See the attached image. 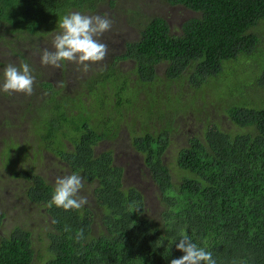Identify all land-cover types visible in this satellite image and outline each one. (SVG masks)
Instances as JSON below:
<instances>
[{"label": "trees", "instance_id": "obj_1", "mask_svg": "<svg viewBox=\"0 0 264 264\" xmlns=\"http://www.w3.org/2000/svg\"><path fill=\"white\" fill-rule=\"evenodd\" d=\"M101 1L0 0V32L4 30L0 40L6 43L9 37L16 39L13 35L23 38H17L21 44L7 46L11 54H19L24 42L39 43L40 38L56 31L63 16L72 11H93ZM166 2L181 5L200 17L183 22L179 35H172L161 17L141 21L140 39L126 44L120 57L133 60L131 73L141 87L131 98L116 100L118 108L129 109L138 103L144 88L155 85V67L162 62L168 63L166 74L172 81L183 79V72L193 68L189 84L212 89L213 82L207 78L228 77L230 62L256 54L261 78L250 80L243 74L237 83L249 93L264 92V65L259 62L260 52L264 51L263 37L258 28L264 24V0ZM114 66L104 71L108 75L104 83L116 79ZM123 78L126 82L121 93L130 92L126 76ZM254 83L253 90L245 88ZM33 85L50 94L42 100L45 102L37 114L41 143L73 172L80 173L83 180L93 183V204L99 211L89 207L68 211L46 207L53 186L30 169H13L14 175L28 183V200L40 206L50 221L47 256L40 260L41 264H170L172 259L183 256L177 250L182 233L211 252L216 264H264L263 101L251 106L254 104L242 102L243 92L236 93L239 101H226L223 106L237 131L226 132L219 124L204 126L176 152L174 163L164 164L162 159L175 129L171 123L165 124V113L158 120L162 129L153 127V132L133 139L135 150L143 156L159 190L161 212L150 217L144 194L124 185L123 169L114 165L112 154H94L95 143L108 136L97 133L88 121L78 126L75 120L84 114H74L69 107L70 97L61 95L60 90L47 82L35 81ZM220 90L223 95L233 93L235 88L225 86ZM114 94L119 92L114 90ZM152 97L149 98L154 100ZM156 107L155 101L149 103L146 122ZM119 116L123 121V114L117 112ZM120 122L113 127V135L118 134ZM125 125L130 130V124ZM64 142L71 143L73 150L64 149ZM81 229L83 239L77 240ZM34 253L28 231L15 228L0 238V264H35Z\"/></svg>", "mask_w": 264, "mask_h": 264}, {"label": "rangeland", "instance_id": "obj_2", "mask_svg": "<svg viewBox=\"0 0 264 264\" xmlns=\"http://www.w3.org/2000/svg\"><path fill=\"white\" fill-rule=\"evenodd\" d=\"M73 12L89 16H106L112 21L111 29L98 37L100 42L106 44L108 48L105 59L90 65L87 72L71 62H65L59 69L44 66L41 64L42 51L53 50L52 42L60 29L49 33L47 37L40 38L39 43L24 42V45H20L23 51L21 50L19 54H11L7 47L17 46L22 43L19 39L24 40L13 35L16 39L9 37L6 43L0 40V85L3 83L4 69L8 64L19 67L20 64L27 63L36 83L47 82L54 89L60 90L61 95L70 97L73 103L71 102L69 107L72 106L74 114L81 113L85 116L77 117L75 123L79 126L88 121L97 133L103 132V135L108 136L95 143L94 154L99 155L109 151L113 156L114 165L123 169L124 185L139 189L144 194L149 208L147 214L150 217H157L162 208L158 200L159 190L144 165L143 156L135 150L133 139L153 132V127L157 130L162 129V124L159 125L158 120L160 114L165 113V124L169 122L173 129L175 128L170 133V144L162 158L164 164H170L174 163L176 152L186 144L188 138L202 132L204 126L219 124L226 132L237 131L224 114L223 105L226 101H239L236 93L241 92H243L241 93L243 103L259 106L262 101L264 102V92L249 93L240 83H237L238 78L242 80L243 74L250 80H255L259 76L261 78V72L259 68L257 69L255 62L256 54L251 53L244 59L230 62L227 65L228 77L213 78L214 80L207 78V81L213 82L212 89H208L206 85H203V88H195L189 84V76L193 74V68H187L183 72V79L180 77L172 81L166 74L168 63L162 62L155 67V85L144 88L138 96L137 104L129 109L121 110L117 107L116 100L124 101L131 98L138 92L139 86L141 87L140 83H136L138 81L136 76L131 73L134 69L133 60L120 58L126 51V44L140 39L141 21L161 17L168 24L170 33L179 35L182 23L191 18L200 17V14L181 5H170L166 0H102L93 11ZM258 28L262 29L260 35L263 37L262 48H264V24H260ZM1 31L3 35L4 30L1 29ZM259 62L264 65V51L260 52ZM110 65H115L114 76L117 77L115 80L110 79L104 83L103 78L108 77L104 71ZM124 76L131 91L121 93V87L126 82ZM58 81H62L64 86H58ZM256 83L247 85L245 88L253 90ZM225 86H233L235 91L222 95L220 89ZM113 89L119 94H114ZM49 96L47 90H42L35 85L30 96L20 93L8 95L0 91V158L2 157L0 161V215H2L0 238L10 234L15 228L30 232L35 250L33 259L35 264H41L40 260L47 256L46 244L51 225L44 210L28 200L25 194L28 183L14 175L13 169H30L34 174L42 176L53 188L58 177L73 173L80 175L78 172H73L61 157L58 158L47 151L41 143L37 132V126L40 123L37 114L45 102L42 100ZM152 96H155L154 100L151 99ZM154 101L157 107L152 111L151 120L146 122L149 103ZM168 107L171 110L167 111ZM117 112L123 114V121L120 122ZM119 122L118 134L113 135V127ZM125 124H130V130L125 128ZM64 149L72 151L73 146L66 142ZM83 183L84 187L79 195L86 196L88 199V204L84 208L89 207L99 212L93 204V183L85 180Z\"/></svg>", "mask_w": 264, "mask_h": 264}, {"label": "clouds", "instance_id": "obj_3", "mask_svg": "<svg viewBox=\"0 0 264 264\" xmlns=\"http://www.w3.org/2000/svg\"><path fill=\"white\" fill-rule=\"evenodd\" d=\"M112 21L106 16H89L73 12L63 16L58 23L60 31L54 36L52 49H44L41 55V64L61 68L65 62L75 63L78 68L87 72L89 66L105 59L108 48L101 43L98 37L109 31ZM29 64L22 63L19 67L8 64L4 69V80L0 91L11 95L20 93L31 95L35 78L31 74ZM58 86H63L58 81ZM84 187L83 178L79 174L58 177L54 191L46 207L68 210H81L88 204L86 196L79 195ZM77 240L83 239V229L76 234ZM177 250L183 253L181 258L172 259L170 264H216L212 253L198 247L191 239L182 233L177 244Z\"/></svg>", "mask_w": 264, "mask_h": 264}]
</instances>
